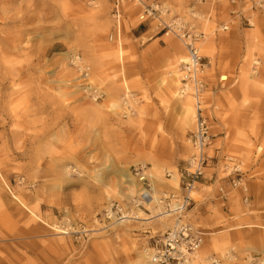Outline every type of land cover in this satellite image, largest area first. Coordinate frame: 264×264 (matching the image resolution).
Segmentation results:
<instances>
[{
  "label": "rangeland",
  "instance_id": "rangeland-1",
  "mask_svg": "<svg viewBox=\"0 0 264 264\" xmlns=\"http://www.w3.org/2000/svg\"><path fill=\"white\" fill-rule=\"evenodd\" d=\"M160 1L171 11L165 20L215 40L213 57H205L206 109L213 138L225 141L207 152L224 150L247 171L264 156V8L255 0ZM116 3L0 0V264H138L151 234L173 224L151 209L143 210L147 221H99L109 201L136 195L132 169L147 166L158 193L170 192L176 188L166 173L194 155L196 119L189 126L162 85L175 43L183 42L164 37L157 22L141 24L135 3H121L117 17ZM27 11L31 21L22 25ZM257 26L260 37L252 40ZM81 82L99 95L78 89ZM198 188L190 219L207 234L202 257L215 255L220 264L264 257V228L216 210L205 222V188ZM238 203L242 217L248 206Z\"/></svg>",
  "mask_w": 264,
  "mask_h": 264
},
{
  "label": "built area",
  "instance_id": "built-area-1",
  "mask_svg": "<svg viewBox=\"0 0 264 264\" xmlns=\"http://www.w3.org/2000/svg\"><path fill=\"white\" fill-rule=\"evenodd\" d=\"M122 1L124 0H118L115 5L117 17L121 15L120 5ZM126 2L135 3L141 8V21L149 23L162 22L161 24L165 27L163 28L164 32L166 31L167 34L177 37L185 44L189 61L182 65L181 68L184 81L186 82L181 93L184 91L186 94L191 87L195 101L198 103L196 107L201 111V105L205 102L204 91L207 86L205 81L202 82L201 80H205L204 65L197 46L201 42L202 36L197 35L192 29L190 31H183L180 25H174L176 23L175 21L171 22L162 18L163 9L159 6L157 0H126ZM254 7L264 8V0H255ZM228 30L229 26L223 27L224 32ZM203 110L201 114H197V129L190 136V141L197 152L189 164V167H193L194 171L191 172L188 169L184 171L181 195L172 193L156 202V204L163 205L169 215L176 217L177 222L173 228L153 238V243L146 252L151 264H194V256L198 254L204 245L202 232L185 220L187 213L194 206L191 192L194 189L197 179L203 175L208 163L207 154L204 152V149L211 139V125L207 117L203 115ZM233 160L236 159L233 157L228 159L229 162ZM130 174L138 182L140 187L139 196L134 199L133 208L119 203L108 205L104 214L99 219L103 224L113 226L134 222L137 217L134 210L140 209L144 203H150L152 201L154 189L147 166L134 168ZM167 177L169 178L170 175L167 174ZM229 178L232 188H241L242 193H249L247 179L242 176V169L239 164L234 167ZM225 191L226 187L223 185L218 188L221 197H223L222 194ZM246 263L264 264L260 257L249 258L246 260ZM195 264L201 263L196 262ZM212 264H220V262L213 261Z\"/></svg>",
  "mask_w": 264,
  "mask_h": 264
},
{
  "label": "bare ground",
  "instance_id": "bare-ground-1",
  "mask_svg": "<svg viewBox=\"0 0 264 264\" xmlns=\"http://www.w3.org/2000/svg\"><path fill=\"white\" fill-rule=\"evenodd\" d=\"M13 1L14 0H2V2H4V4H6V3H8L9 2V4L10 3H13ZM118 1V0H117ZM125 2H126V0H124ZM124 1H122L121 3H123V4H127V3H130V2H124ZM157 3L159 4V6L163 9V15H162V18H164L165 16H167V15H170V9L168 8V6L166 5V4H164L163 2H161L160 0H157ZM123 9H124V5H123ZM120 14H121V10H120ZM30 15V12L29 11H27V15H25L24 17H23V19H22V25H27V24H29L28 22H30L31 21V17L29 16ZM140 15H141V12H140ZM142 16V15H141ZM141 16H139L140 17V19H141ZM120 17H122L121 15H120ZM171 20V22H173V21H175V20H173L172 18H170ZM142 20V19H141ZM140 20V23L141 24H149V22H143V21H141ZM176 23H174V25H180L181 26V28L183 29V31L184 30H187V31H190L191 30V28H189V27H186L185 25H181V23L179 22V21H175ZM162 22H157V24L156 23H154L155 24V27H156V29L157 30H159V32H162L163 34H164V37L165 36H169V34H167L166 33V31L164 32V30H163V28H165V27H163V25L161 24ZM224 26H226V25H223L222 27H221V30L223 31V27ZM256 30H251V31H249V34H248V36L250 37V38H252V40H258L259 39V37H260V31H261V28H260V26H257L256 28H255ZM151 30H149L147 33H149ZM192 31L193 32H196V34L197 35H200V36H202V38H201V42H199L198 44H197V46H198V48H199V54H200V57H201V59H202V63H203V65H204V73H205V70H206V68H207V64H206V61H205V57L206 58H212L213 57V54H214V50H215V48H216V42H215V40H213L212 38L210 39H207V41L205 40L206 38H205V33H203V32H200V31H195V30H193L192 29ZM168 32V31H167ZM120 35H122V33H120ZM212 35V33H210L209 34V36H211ZM119 38H120V36H118V40H119ZM122 39V38H121ZM121 39L119 40V50H118V52H117V54H118V56H121V53L123 52V50H122V48H121ZM206 42V43H205ZM182 45V46H181ZM181 45H179V44H176L175 43V46H174V51H176V53H175V56L173 57L174 59L172 60V61H170V62H168L169 64H168V66L166 67V71H165V73L167 74V78L162 82V85L164 86V88H165V90L168 92V95H169V97L171 96V99L172 100H175L178 104H179V107H180V109L182 110V115H183V118H184V120L188 123V125L189 126H193L194 125V120L196 119V128H195V131L193 132V133H195L196 132V129H197V114L199 115V113L201 114V111L203 110V108H204V110H203V115L205 116V117H207V119H208V122H210V118H209V115L207 114V109L209 108V106H208V102H207V94L209 93V89H208V87L206 86L205 87V91H204V94H205V102L204 103H202V107H201V111H199V109H197V107H196V105L198 104L196 101H195V98H194V94H193V89L190 87L189 89H188V91H187V93L185 94V92L183 91V93H181V91L183 90V88H184V83H186L185 81H184V78H183V75H182V70L180 69V66H182V65H184V64H186L188 61H189V58L187 57V55L185 54V52H184V48L186 49V46H185V44L184 43H182ZM255 48H252V49H250V56L249 57H252L253 56V52L256 50H254ZM187 51V50H186ZM188 54V53H187ZM205 55V56H204ZM263 59H264V57H263ZM77 65H78V67L80 68V70L82 71V72H84L82 69H83V67H81V65H80V63H79V61H78V63H76ZM75 64V65H76ZM87 69H88V67H86ZM246 75V74H245ZM84 75H82V77H83ZM84 77H89L87 74H85V76ZM205 77V76H204ZM77 79V78H76ZM75 79V80H76ZM81 79V78H80ZM86 79V78H85ZM126 80V79H125ZM202 80V82L203 81H205V83H206V80H204V79H201ZM222 80L224 81V80H227V77H222ZM82 82H86V80H81ZM82 82L81 83H79V85L77 86L78 87V89H84L83 87H85V86H82L81 84H82ZM63 83H65V85H68V86H71V83H70V81L68 82V81H63ZM124 84V87L125 88H123L122 87V89H124V90H126V92H128V93H131V90H130V87H129V85L127 84V82H124L123 83ZM85 88H87V90L88 91H90V92H93L94 94H96V95H99V92H100V90H98V89H95V88H92L91 89V87H89L88 88V86L86 85V87ZM184 96H186V97H184ZM194 103V104H193ZM194 106H195V109H194ZM115 108H119V105H115L114 106ZM207 108V109H206ZM195 111H196V113H195ZM210 134H211V139H210V141H209V143H208V145H207V147L204 149V152L207 154V158H208V163H207V166L205 167V169H204V173H203V175L199 178V179H197V182H196V184H195V186H194V189L192 190V192H191V197H192V199H193V208L189 211V213H187V215H186V217H185V220L187 221V222H189L192 226H194V227H196V228H198L199 229V231H201L202 232V234H203V238H204V245H205V241H206V233H205V231L204 230H202L201 229V227L200 226H198V225H196V224H194L192 221H191V219H190V215H191V213L192 212H195V209H196V205H197V202H196V200H195V198L193 197V193L194 192H198L199 191V188H198V186H202V187H204L205 188V186H203L202 184H201V182L203 181V179L205 178V174H206V171H207V169L212 165V162L213 161H215V160H217V165H218V167H219V174H220V181H225V183L223 184L225 187H226V191H225V193L224 194H222V196L226 199V198H228V196H230V195H232V194H238L239 196V199L241 200V202L244 204V205H248L249 204V200H250V193H242L241 191H242V189L241 188H236V189H234V188H232V186H231V183H230V178H229V176L231 175V173H232V171H233V169H234V167L236 166V165H240L241 166V169H242V176L244 177V178H247V172L242 168V166H243V164H241L238 160H233L232 162H229L228 161V159L230 158V155H227V154H225L224 155V152L223 153H218V155L216 154V151L217 150H215L214 151V155L212 156V157H210L209 155H208V152L207 151H209L211 148H209L210 147V145H211V143L215 140L214 138H213V135H212V131H211V128H210ZM189 142H190V144L192 145V147H193V149H194V155L193 156H195L196 155V150H195V148H194V146H193V144L191 143V141L189 140ZM260 150V149H259ZM258 150V151H259ZM218 152H220V151H218ZM192 160L193 159H191L190 161H188V163H187V165L183 168V169H178L177 168V172H167L166 173V175H165V180H167L168 182H170L173 186H174V188H176V190H172V191H170V192H165V193H161V194H159L158 193V191L156 190V188H155V181H156V179H158V178H156V177H154L153 179L155 180L154 182L152 181V183H153V189H154V193H153V195H152V201L150 202V203H144L143 204V206H142V208H140V209H135L134 210V212H135V215L137 216L136 217V220L135 221H139V220H142V221H147V220H149L150 218H146V217H144V215H143V210H148L149 211V209H151L152 211H154L155 213L158 211V210H160L159 211V213H156V215L158 216V217H160L159 219L160 220H162L163 218H170V219H172V221H173V224L170 226V227H168L165 231H163V232H157V233H155V234H151V236L149 237V240L147 241V243H146V245L144 246V248H143V250H142V255L140 256L141 258H140V260L138 261V264H151L150 263V258H149V256H148V254L146 253L147 252V250H149V248H150V245L153 243V238L154 237H157V236H160V235H162V234H164L166 231H168L169 229H171V228H173L175 225H176V222H177V219H176V217H174V216H172V215H169L168 213H167V211H166V209H165V207L163 206V205H161V204H156V202L157 201H159L160 199H162L164 196H168V195H170V194H176V195H181V193H182V182H183V175H184V171L186 170V169H188V170H190L191 172L192 171H194V168L193 167H189V164L192 162ZM155 167H156V165H155ZM154 167V169H156ZM66 170H68V171H71V169H69V168H67ZM223 173V177H221V174ZM167 174H169L170 175V177L168 178L167 177ZM129 177H130V179H128V182H130L131 183V185H133V182H135V184H136V186H137V190H136V195H134L133 197H131V199H130V201H126V202H120V201H116V200H111V201H109L108 202V204L106 205V207H105V209L107 208V206L108 205H110V204H112V203H119V204H121V205H124V206H127V207H131V208H133V203H134V199L136 198V197H138L139 196V192H140V187H139V184H138V182L136 181V180H134L132 177H131V174L129 175ZM150 177L152 178V176L150 175ZM156 178V179H155ZM152 179V180H153ZM0 180L3 182L4 180H5V178L4 177H2V176H0ZM222 185L221 184H218V188H220ZM135 191V190H134ZM221 196V195H220ZM105 209H104V211H105ZM104 211H103V213L101 214V215H103L104 214ZM141 215H143V217H141ZM152 233V232H151ZM204 245H203V247H204ZM203 247L201 248V250L198 252V254H196L195 256H194V264L197 262V263H201V264H212L213 263V261H219L220 263H221V260L218 258V257H216L215 255H213V256H211V257H202V249H203ZM230 253H234V249H231L230 251H229ZM252 257H257L256 255H251V256H249V257H247V258H245L244 260H245V262H246V260L247 259H249V258H252ZM261 257V260L263 261V263H264V257L263 256H260ZM237 259V258H236Z\"/></svg>",
  "mask_w": 264,
  "mask_h": 264
},
{
  "label": "crops",
  "instance_id": "crops-1",
  "mask_svg": "<svg viewBox=\"0 0 264 264\" xmlns=\"http://www.w3.org/2000/svg\"><path fill=\"white\" fill-rule=\"evenodd\" d=\"M225 138L215 139L219 140ZM254 143L255 141L252 140ZM224 145V144H223ZM226 148L224 145L223 149ZM240 154L243 155V159L246 160L243 147L236 148ZM220 151V152H218ZM224 150H217L216 154L223 153ZM243 160L239 161L241 164ZM217 160L212 162V165L207 169L205 178L201 182L205 186V222H212L213 215L216 211H221L227 215L231 220L237 219L233 223H250L254 229L264 228V156L260 159H253L247 172V183L250 193V200L248 206L249 212L242 217H238L237 214L242 211L240 203H238L239 195L232 194L228 198L224 199L218 192V184L223 185L225 181H220L219 167ZM244 166V165H243ZM224 186V185H223ZM248 231H244L247 234ZM256 232H258L256 230ZM260 233V232H259Z\"/></svg>",
  "mask_w": 264,
  "mask_h": 264
}]
</instances>
